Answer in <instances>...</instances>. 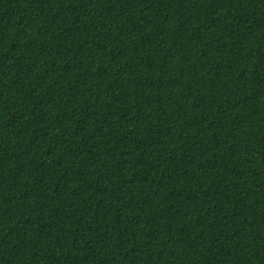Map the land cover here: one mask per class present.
<instances>
[{
  "label": "trees",
  "instance_id": "trees-1",
  "mask_svg": "<svg viewBox=\"0 0 264 264\" xmlns=\"http://www.w3.org/2000/svg\"><path fill=\"white\" fill-rule=\"evenodd\" d=\"M0 264H264V0H0Z\"/></svg>",
  "mask_w": 264,
  "mask_h": 264
}]
</instances>
